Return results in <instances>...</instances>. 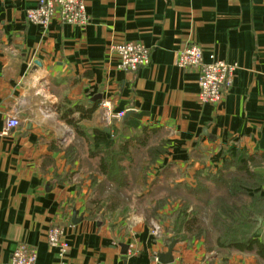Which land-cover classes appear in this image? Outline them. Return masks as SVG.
Wrapping results in <instances>:
<instances>
[{
  "label": "crops",
  "instance_id": "1",
  "mask_svg": "<svg viewBox=\"0 0 264 264\" xmlns=\"http://www.w3.org/2000/svg\"><path fill=\"white\" fill-rule=\"evenodd\" d=\"M38 2L0 0V264L22 244L37 250L39 264H162L172 234L141 215L89 217L99 164L89 149L116 145L122 119L112 117L132 111L124 134L146 128L150 139L164 137L156 176L187 172L190 181L235 161L258 163L264 174V0H84L86 28L54 20L45 30L26 21ZM128 42L151 53L135 73L119 69L114 51ZM192 43L205 63L214 55L234 66L218 106L201 104L198 72L177 65ZM67 101L98 104L80 124L90 146L61 120ZM10 118L20 126L8 130ZM55 227L68 244L62 257L48 242ZM258 235L264 242V222ZM176 242L171 264H264L221 251L216 240Z\"/></svg>",
  "mask_w": 264,
  "mask_h": 264
},
{
  "label": "trees",
  "instance_id": "2",
  "mask_svg": "<svg viewBox=\"0 0 264 264\" xmlns=\"http://www.w3.org/2000/svg\"><path fill=\"white\" fill-rule=\"evenodd\" d=\"M66 104L63 109L58 108V113L61 114V120L72 127L77 136L90 146V141L80 124L83 121L93 118L94 113L98 109V104L95 103L91 108H85L68 101ZM75 114H78V117ZM124 130L126 129L124 128ZM124 130L123 134L120 132L114 138L116 145L110 148L103 146L94 152L89 149L90 156L95 155L99 161L97 175L104 178L105 181L107 180L108 183H117L118 191L126 187L128 188L130 185L127 180L129 176L127 170H132L133 164L135 163V154L133 152H138L141 148H147L150 139L149 131L146 128L138 135L131 134L129 136H127L126 131L124 134ZM150 154L152 158L137 173V182L140 186L147 184L149 167L155 164L159 158V153L155 148ZM126 163H128L127 167L124 166ZM228 165L234 167L236 176L226 180L223 173L228 168H223L217 172L209 173L206 176H198L197 187L195 190H191L199 195L207 193L212 189V186L216 190L213 195L207 193L208 195L205 199L210 211L208 228L194 211H189L190 208L188 206L182 210L179 209V218L173 226V232L168 233L172 234L173 238L178 242H190L194 239L200 240L203 239V235L210 236L215 234L219 250L253 254L259 260L264 261V242L259 239L258 234L260 229H258L259 223L257 221L259 218H264V194H262V191L247 192L248 189L256 190L259 188L257 187V183L255 186L249 187L248 181H255L256 176L249 170L248 166L250 165H248V162H232V164L227 163ZM97 175L92 176L94 179V188L97 183L98 186L100 183L95 178ZM203 181L205 183L207 182V184H202L201 182ZM164 202L161 203L162 206ZM100 204V201L95 198L90 200L88 208L90 218L99 219L98 211L101 210Z\"/></svg>",
  "mask_w": 264,
  "mask_h": 264
},
{
  "label": "rangeland",
  "instance_id": "3",
  "mask_svg": "<svg viewBox=\"0 0 264 264\" xmlns=\"http://www.w3.org/2000/svg\"><path fill=\"white\" fill-rule=\"evenodd\" d=\"M162 136L160 134L151 138L147 148H141L140 151L133 152L135 154V163L132 170H127V174H129L127 180L129 181L128 184H130L128 188L126 187L118 191L117 183H108L105 179L99 183V186L97 183L96 187L98 186V188H94L93 198L99 200L101 203V210L98 211L99 219L108 221L109 223H116L119 219L132 215H141L155 227H160L165 232H173V226L179 218V209L182 210L184 207L189 206V211H194L208 228L210 211L205 199L207 198V193L210 195L215 194L216 190H214L213 186L207 193L195 194L191 190L196 189L198 184L197 178L192 177L189 181L187 178L189 174L187 172L168 170L162 172L160 176H156L157 170L154 168L155 164L149 167L147 184L140 186L137 182V173L152 158L150 153L153 149L163 142L164 137ZM235 163H238V161H235ZM124 166L127 167L128 163ZM248 167L256 176L255 181H248L249 187H253L257 183V187L259 188L256 190L248 189L247 192L262 191V194H264V174L258 170L259 164L254 163V165ZM86 169L95 171V168L90 163L86 166ZM234 171V167L232 166L223 173L226 180L236 176ZM159 177L161 179H158ZM201 183L207 184L204 181ZM163 202L162 206L161 203ZM202 238L208 246L214 244L213 242L216 240L215 234L210 236L203 235Z\"/></svg>",
  "mask_w": 264,
  "mask_h": 264
},
{
  "label": "built area",
  "instance_id": "4",
  "mask_svg": "<svg viewBox=\"0 0 264 264\" xmlns=\"http://www.w3.org/2000/svg\"><path fill=\"white\" fill-rule=\"evenodd\" d=\"M54 20L77 28H86L90 24V16L86 11L84 0H39L35 9L26 12V21L43 30ZM119 58V69L126 73H135L150 64V50L140 42H128L114 47ZM211 61L205 63L204 52L197 43L186 46L177 56V65L183 70H196L199 75V101L204 105L218 106L231 88L234 66L217 60L210 55ZM126 112H118L112 118L121 120ZM20 126L16 118H10L6 128ZM49 245L58 250L62 257L66 254L68 244L64 238L62 227H55L49 232ZM2 264H39L38 252L28 245H20L10 261Z\"/></svg>",
  "mask_w": 264,
  "mask_h": 264
},
{
  "label": "water",
  "instance_id": "5",
  "mask_svg": "<svg viewBox=\"0 0 264 264\" xmlns=\"http://www.w3.org/2000/svg\"><path fill=\"white\" fill-rule=\"evenodd\" d=\"M36 66L40 67L41 64L40 63H36ZM132 113H133L132 111H129L126 114V116H124L122 118V123H121L122 124V126H121L122 134H123V129L125 127L124 123L129 118L130 114H132ZM76 216H77V214L74 215L73 223H78L80 221V220H77ZM257 221L259 223L258 229H260L262 224H263V222H264V218H259V219H257ZM176 243L177 242H176L175 239H173V238L170 239V244L168 245V253L159 256V262L160 263H162V264H171V263H173L172 254H173V250H174V247H175ZM124 254H126V247L124 248Z\"/></svg>",
  "mask_w": 264,
  "mask_h": 264
}]
</instances>
